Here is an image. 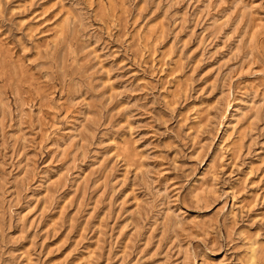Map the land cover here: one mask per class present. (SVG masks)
I'll return each mask as SVG.
<instances>
[{"label":"rangeland","instance_id":"374dc122","mask_svg":"<svg viewBox=\"0 0 264 264\" xmlns=\"http://www.w3.org/2000/svg\"><path fill=\"white\" fill-rule=\"evenodd\" d=\"M0 264H264V0H0Z\"/></svg>","mask_w":264,"mask_h":264}]
</instances>
